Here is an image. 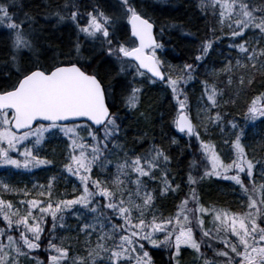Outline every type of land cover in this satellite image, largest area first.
Here are the masks:
<instances>
[{
    "label": "snow or ice",
    "instance_id": "snow-or-ice-1",
    "mask_svg": "<svg viewBox=\"0 0 264 264\" xmlns=\"http://www.w3.org/2000/svg\"><path fill=\"white\" fill-rule=\"evenodd\" d=\"M258 126L264 0H0V264H264Z\"/></svg>",
    "mask_w": 264,
    "mask_h": 264
},
{
    "label": "trees",
    "instance_id": "trees-1",
    "mask_svg": "<svg viewBox=\"0 0 264 264\" xmlns=\"http://www.w3.org/2000/svg\"><path fill=\"white\" fill-rule=\"evenodd\" d=\"M187 47V45H180L175 48V51L170 52L165 59H167L169 62L173 64H179L181 63V57L184 56V49ZM215 59V57H214ZM211 66V65H210ZM203 79V76L201 77ZM151 96L155 97L160 105V111L163 110V106L167 104L166 97L163 92H161L159 89H153L152 92L150 93ZM200 95V88L199 85H196L194 88H189V96H190V102L193 105V114H195V106L197 103V98ZM245 97H241L239 101V106L240 108L243 107L244 105V100ZM225 111H230L232 112L233 115H235L238 111L239 108L233 109L231 106H228L225 108ZM260 127L264 126H258L257 129L250 130L248 135L251 138L253 135L254 131H259ZM159 125H157L156 131L159 132ZM259 139V137H257ZM6 173L4 170L0 169V176H4ZM47 175V173L43 172H38L36 177H31V176H21V177H16L17 180H21L24 183H27L31 179H39L41 182H43L44 177ZM215 182V183H214ZM214 183L216 186H214ZM220 189V192L217 191V189ZM200 196L202 198V202H204L206 205H216L220 207H230L235 209L236 208V201L238 199L237 195L233 193L231 188L228 186L227 182H216V181H207L203 185V187L200 189ZM172 209V203L171 201L166 202V208L163 209L166 212L168 210ZM157 260V264H159L160 257L157 256L155 257ZM190 260V257L187 255L185 256V264H188V261Z\"/></svg>",
    "mask_w": 264,
    "mask_h": 264
},
{
    "label": "rangeland",
    "instance_id": "rangeland-1",
    "mask_svg": "<svg viewBox=\"0 0 264 264\" xmlns=\"http://www.w3.org/2000/svg\"><path fill=\"white\" fill-rule=\"evenodd\" d=\"M215 183V182H214ZM214 183H212V184H214ZM214 186H216L215 184H214ZM217 189V191H219L220 192V189H218V188H216Z\"/></svg>",
    "mask_w": 264,
    "mask_h": 264
}]
</instances>
